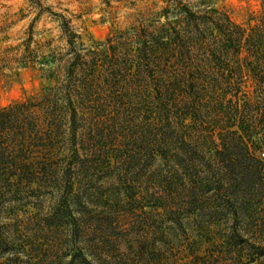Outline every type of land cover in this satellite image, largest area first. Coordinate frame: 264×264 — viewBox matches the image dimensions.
<instances>
[{
    "label": "trees",
    "instance_id": "16d2710c",
    "mask_svg": "<svg viewBox=\"0 0 264 264\" xmlns=\"http://www.w3.org/2000/svg\"><path fill=\"white\" fill-rule=\"evenodd\" d=\"M178 11L89 49L66 26L67 52L42 71L52 85L0 108V260L1 230L23 225L8 203L47 193L42 226L62 228L86 204L89 171L133 184L146 162L153 192L131 194L192 235L181 264H264V0L246 25ZM20 247L35 264L32 241ZM141 249L147 264H173L167 249Z\"/></svg>",
    "mask_w": 264,
    "mask_h": 264
},
{
    "label": "rangeland",
    "instance_id": "374dc122",
    "mask_svg": "<svg viewBox=\"0 0 264 264\" xmlns=\"http://www.w3.org/2000/svg\"><path fill=\"white\" fill-rule=\"evenodd\" d=\"M177 2L196 12L213 8L240 25L253 24L261 11V0H0V108L52 85L42 71L67 52L66 26L79 47L89 49L115 33L164 22L162 12L169 19L179 17L182 5ZM154 168L146 162L133 165V184L89 171L80 185L86 204L75 213L77 221L63 219L69 223L62 228L42 226L40 214L52 202L47 193H29L20 203H8L14 208L11 220L23 225L11 223L1 230L11 242L0 264H26L19 252L27 241H32L35 264H147L141 248L154 244L171 253L169 262L181 264L192 235L149 208L147 198L131 194L143 186L153 192L149 175Z\"/></svg>",
    "mask_w": 264,
    "mask_h": 264
}]
</instances>
